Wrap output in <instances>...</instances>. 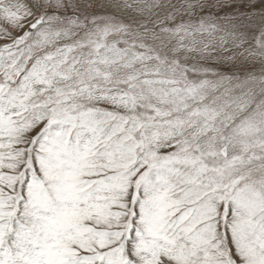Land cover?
Returning a JSON list of instances; mask_svg holds the SVG:
<instances>
[{"label": "snow or ice", "instance_id": "6c2138e0", "mask_svg": "<svg viewBox=\"0 0 264 264\" xmlns=\"http://www.w3.org/2000/svg\"><path fill=\"white\" fill-rule=\"evenodd\" d=\"M0 264H264V0H0Z\"/></svg>", "mask_w": 264, "mask_h": 264}]
</instances>
